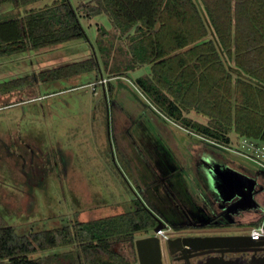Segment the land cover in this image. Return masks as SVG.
I'll return each mask as SVG.
<instances>
[{
  "label": "rangeland",
  "instance_id": "rangeland-1",
  "mask_svg": "<svg viewBox=\"0 0 264 264\" xmlns=\"http://www.w3.org/2000/svg\"><path fill=\"white\" fill-rule=\"evenodd\" d=\"M51 1L6 3L0 15ZM81 22L88 39L0 58V214L7 223L18 233L74 230L146 204L167 217L166 227L171 213L176 225L209 227L186 233H251V222L264 218V167L164 117L135 84L147 67L126 70L110 21L99 15ZM89 59L95 68L73 71ZM156 147L161 153L152 161ZM185 188L193 196H180ZM154 233L151 227L132 241L114 240L112 248L132 263L135 239ZM51 252L32 257L51 263Z\"/></svg>",
  "mask_w": 264,
  "mask_h": 264
},
{
  "label": "trees",
  "instance_id": "trees-1",
  "mask_svg": "<svg viewBox=\"0 0 264 264\" xmlns=\"http://www.w3.org/2000/svg\"><path fill=\"white\" fill-rule=\"evenodd\" d=\"M35 1L0 0V6ZM99 15L111 23L126 70L147 67L135 84L164 117L221 146L230 147L232 133L237 144L264 142V0H82L76 6L52 0L17 16L0 15V58L88 39L81 16ZM92 68L89 59L73 71ZM156 215L145 204L74 230L18 233L0 214V264H130L107 247L146 232ZM47 251L58 261L32 257Z\"/></svg>",
  "mask_w": 264,
  "mask_h": 264
},
{
  "label": "flooded vegetation",
  "instance_id": "flooded-vegetation-1",
  "mask_svg": "<svg viewBox=\"0 0 264 264\" xmlns=\"http://www.w3.org/2000/svg\"><path fill=\"white\" fill-rule=\"evenodd\" d=\"M160 174V173H159ZM157 217L154 216L155 225L157 222ZM166 218L167 217H164ZM169 219V218H168ZM167 221V220H166ZM252 224L254 222H251ZM197 225V224H196ZM216 226L226 225L224 223H217ZM214 225V226H215ZM228 225V224H227ZM177 226V227H176ZM208 225L204 224L203 226H189L186 225H171L169 226V231H173V236H169L170 239H181L188 236H211V235H248L251 234L249 230L243 229L238 233H220V232H207V233H197L190 234L185 231L198 230V229H207ZM217 228V227H214ZM213 229V228H212ZM155 234V233H154ZM146 236V235H143ZM141 235V237H143ZM175 240L171 242L170 246L166 243L164 246H161V259L162 264H257L260 260L264 259V244H259L256 242H251L249 240H243L241 242H218L217 246H214V243L209 242H197L191 240ZM113 241L107 247L108 250L115 252L125 259H127L121 251H117L112 248ZM213 245V246H212ZM135 246V245H134ZM71 246L64 247L61 251L66 252L70 250ZM136 251V249H135ZM62 263L69 261V258L62 257L60 258ZM53 262L58 261V259H52ZM138 257L136 253V260L130 264H137Z\"/></svg>",
  "mask_w": 264,
  "mask_h": 264
},
{
  "label": "water",
  "instance_id": "water-1",
  "mask_svg": "<svg viewBox=\"0 0 264 264\" xmlns=\"http://www.w3.org/2000/svg\"><path fill=\"white\" fill-rule=\"evenodd\" d=\"M244 183V180H243ZM255 183V180H253L252 184ZM242 184V183H241ZM249 186V185H248ZM241 189V188H240ZM240 189L236 190L239 192ZM244 191V190H242ZM252 190L244 191L243 194L246 196H251ZM156 226L154 227V232L158 231L159 229L166 226L164 221L157 217L156 219ZM177 239H170L168 238L166 240V243L170 246L171 242L178 240ZM191 240V241H197V242H209L214 243V246H217L218 242H241L243 240H249L251 242H256L259 244H264V236H257L253 237V234L248 235H211V236H188L181 238L179 240ZM137 257H138V263L137 264H162L161 259V242L157 235H150V236H143L140 238L135 239L134 241ZM212 245V246H213ZM224 264V263H219ZM257 264H264V259L260 260Z\"/></svg>",
  "mask_w": 264,
  "mask_h": 264
},
{
  "label": "built area",
  "instance_id": "built-area-1",
  "mask_svg": "<svg viewBox=\"0 0 264 264\" xmlns=\"http://www.w3.org/2000/svg\"><path fill=\"white\" fill-rule=\"evenodd\" d=\"M233 153L239 154L242 157L249 159L257 165L264 167V142L254 141L248 138H242L236 147L222 146ZM169 227H163L155 232L161 243L166 242L169 237L167 233ZM251 233L256 235H264V218L259 226H253Z\"/></svg>",
  "mask_w": 264,
  "mask_h": 264
},
{
  "label": "crops",
  "instance_id": "crops-1",
  "mask_svg": "<svg viewBox=\"0 0 264 264\" xmlns=\"http://www.w3.org/2000/svg\"><path fill=\"white\" fill-rule=\"evenodd\" d=\"M203 139V138H202ZM216 145H218V144H216ZM218 146H220L221 148H224V147H222L221 145H218ZM155 147V146H154ZM192 149V146H189V153H191L193 150H191ZM149 152H151L152 154H151V157L150 158H152V161H154V160H159V158L157 159L156 158V154H158V153H161L160 152V150H158L157 149V147L155 148V149H153V150H149ZM176 158V157H175ZM177 159V158H176ZM180 161V160H179ZM175 162H176V160H175ZM177 163V162H176ZM180 163V162H179ZM181 164V163H180ZM171 166V165H170ZM172 167V166H171ZM161 168V167H160ZM172 179H174L175 181H176V183H179L180 182V180H177L178 179V177L177 176H175L174 178H172ZM171 179V181H173ZM195 184H194V186H196V187H198V183H197V181H195L194 182ZM180 185V184H179ZM197 189V191H198V188H196ZM197 191H196V193H197ZM182 192V191H181ZM177 193H178V191H177ZM179 194V193H178ZM180 195V194H179ZM188 197V196H193L191 193H189V191L185 188V189H183V193H181V195L180 196H182L183 198L184 197H186V196ZM185 199V198H184ZM170 216V222L174 225H176L177 223H179L178 222V218H179V216H177L176 214H170L169 215ZM261 218V217H260ZM233 225H235V224H233ZM227 226H232V225H230V224H228Z\"/></svg>",
  "mask_w": 264,
  "mask_h": 264
},
{
  "label": "bare ground",
  "instance_id": "bare-ground-1",
  "mask_svg": "<svg viewBox=\"0 0 264 264\" xmlns=\"http://www.w3.org/2000/svg\"><path fill=\"white\" fill-rule=\"evenodd\" d=\"M257 236H264V235H256V234H253V237H257Z\"/></svg>",
  "mask_w": 264,
  "mask_h": 264
}]
</instances>
